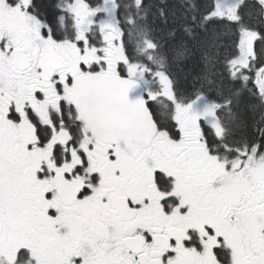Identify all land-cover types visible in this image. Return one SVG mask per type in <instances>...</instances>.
Listing matches in <instances>:
<instances>
[{
	"label": "snow or ice",
	"instance_id": "snow-or-ice-1",
	"mask_svg": "<svg viewBox=\"0 0 264 264\" xmlns=\"http://www.w3.org/2000/svg\"><path fill=\"white\" fill-rule=\"evenodd\" d=\"M179 7L186 36L238 37L227 94L223 45L181 86L192 51L146 0H0V264H264V142L234 100L264 106V0Z\"/></svg>",
	"mask_w": 264,
	"mask_h": 264
},
{
	"label": "trees",
	"instance_id": "trees-1",
	"mask_svg": "<svg viewBox=\"0 0 264 264\" xmlns=\"http://www.w3.org/2000/svg\"><path fill=\"white\" fill-rule=\"evenodd\" d=\"M100 0H89L94 4ZM43 3L51 5L55 3V0H42ZM202 8L208 7L212 0H196ZM146 3L150 6V22L153 24L157 35L162 38V43L167 51L171 52L173 46L181 40L191 49L192 54L187 57L174 71L178 72L181 86L188 90L193 91L195 88L204 85L202 77L207 72V67L203 56L205 53L211 54L216 49L212 47L214 44L223 45L219 50L221 57L216 64V76L217 84L221 81L225 88L226 94L228 90L233 89V84L228 78V73L224 65V54H231L235 51L234 41L238 42V37L233 35L232 32L226 34V36H219V39H213L214 32L219 31L216 27L211 26L208 32L201 31L195 39L186 36L180 28V14L182 9L179 5L181 0H146ZM206 3L207 5L205 6ZM166 8L168 12V21L165 23L164 19L160 16L159 9ZM252 11V10H250ZM253 12V11H252ZM175 13V16L173 15ZM175 31L176 36L169 35L170 31ZM231 31V30H230ZM219 65L221 66L219 69ZM223 73V74H222ZM213 94H215L213 92ZM236 102V112L240 116V122L236 128L238 137H243L249 141H263L264 136L261 135V129H264V106L259 104V101L253 97L246 95H240L238 98H234Z\"/></svg>",
	"mask_w": 264,
	"mask_h": 264
},
{
	"label": "rangeland",
	"instance_id": "rangeland-1",
	"mask_svg": "<svg viewBox=\"0 0 264 264\" xmlns=\"http://www.w3.org/2000/svg\"><path fill=\"white\" fill-rule=\"evenodd\" d=\"M102 2V0H100V1H97L95 4H99V3H101ZM90 3H93L94 4V2H90ZM205 4V6L207 5L206 3H204ZM250 10H256V9H250ZM219 31H223V32H214V34H213V39H215V40H217V37H216V33H219V36H226V34H229V33H231V31L230 30H228V29H225L223 26H217L216 27ZM213 47V46H212ZM220 65H219V69H220ZM221 70V69H220ZM223 74V73H222Z\"/></svg>",
	"mask_w": 264,
	"mask_h": 264
},
{
	"label": "flooded vegetation",
	"instance_id": "flooded-vegetation-1",
	"mask_svg": "<svg viewBox=\"0 0 264 264\" xmlns=\"http://www.w3.org/2000/svg\"><path fill=\"white\" fill-rule=\"evenodd\" d=\"M250 2L251 3H255V0H250ZM253 9H255V8H253ZM258 11V9H256V10H253V12L255 13V12H257ZM257 48L259 49V43H257ZM235 51H236V49H235ZM246 95V96H248V97H251L250 95H248L247 93H242L241 95ZM252 98V97H251ZM257 141V140H256ZM255 141V142H256ZM261 142H263V141H258V142H256V143H261Z\"/></svg>",
	"mask_w": 264,
	"mask_h": 264
}]
</instances>
